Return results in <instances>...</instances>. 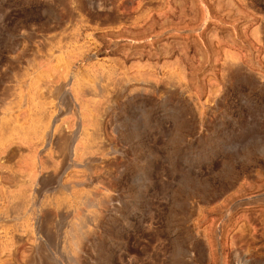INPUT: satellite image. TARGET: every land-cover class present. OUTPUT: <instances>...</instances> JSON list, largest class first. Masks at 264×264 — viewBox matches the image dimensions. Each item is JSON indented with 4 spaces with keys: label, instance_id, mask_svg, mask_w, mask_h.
Here are the masks:
<instances>
[{
    "label": "rangeland",
    "instance_id": "1",
    "mask_svg": "<svg viewBox=\"0 0 264 264\" xmlns=\"http://www.w3.org/2000/svg\"><path fill=\"white\" fill-rule=\"evenodd\" d=\"M0 264H264V0H0Z\"/></svg>",
    "mask_w": 264,
    "mask_h": 264
},
{
    "label": "bare ground",
    "instance_id": "2",
    "mask_svg": "<svg viewBox=\"0 0 264 264\" xmlns=\"http://www.w3.org/2000/svg\"><path fill=\"white\" fill-rule=\"evenodd\" d=\"M160 18H161V17H160ZM168 23H169V22H168ZM232 63H233V62H232ZM238 63H239V62H238ZM233 66H234V65H233ZM128 83H129V82H128ZM44 114H45V113H44ZM76 118H77V117H76ZM81 140H82V139H81ZM64 141H65V140H64ZM66 141H67V140H66ZM66 141H65V143H66ZM67 143H68V142H67ZM66 145L69 147V144H66ZM66 145H65V147H67ZM68 147H67V148H68ZM37 150H38V149H37ZM76 150H77V148H76ZM65 151H66V150H65ZM82 151H83V150H82ZM76 152H77V151H76ZM66 153H67V152H66ZM75 154H76V153H75ZM67 159H68V158H67ZM63 161H65V160H63ZM60 162H61V161H60ZM54 170H55V168H54ZM59 171H60V170H59ZM51 175H52V174H51Z\"/></svg>",
    "mask_w": 264,
    "mask_h": 264
}]
</instances>
